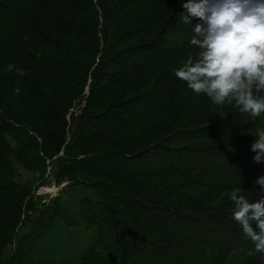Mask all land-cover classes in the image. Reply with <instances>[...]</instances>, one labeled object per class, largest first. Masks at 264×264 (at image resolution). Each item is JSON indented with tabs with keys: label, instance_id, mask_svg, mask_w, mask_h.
<instances>
[{
	"label": "trees",
	"instance_id": "trees-1",
	"mask_svg": "<svg viewBox=\"0 0 264 264\" xmlns=\"http://www.w3.org/2000/svg\"><path fill=\"white\" fill-rule=\"evenodd\" d=\"M166 4L0 0V264H264L231 200L264 199V114L175 76L198 49Z\"/></svg>",
	"mask_w": 264,
	"mask_h": 264
},
{
	"label": "clouds",
	"instance_id": "clouds-1",
	"mask_svg": "<svg viewBox=\"0 0 264 264\" xmlns=\"http://www.w3.org/2000/svg\"><path fill=\"white\" fill-rule=\"evenodd\" d=\"M180 2L185 10L180 14L183 22L193 28L190 44L199 51L175 69V76L214 105L234 103L239 113L260 117L264 114V0ZM15 67L10 64L8 70ZM252 136L256 138L251 145L253 159L264 163V126H258ZM256 184L264 191V175ZM231 200L232 219L256 250L264 252V199L251 201L234 193Z\"/></svg>",
	"mask_w": 264,
	"mask_h": 264
},
{
	"label": "rangeland",
	"instance_id": "rangeland-1",
	"mask_svg": "<svg viewBox=\"0 0 264 264\" xmlns=\"http://www.w3.org/2000/svg\"><path fill=\"white\" fill-rule=\"evenodd\" d=\"M174 3V0H168V4H166V7H169L170 4ZM199 51V50H197ZM198 55V54H197ZM87 95L89 93V89L87 90ZM209 103H212L210 100ZM19 170L22 174V177L24 179L29 177V174L23 170L21 167H19ZM69 184L68 181L64 182L63 185L57 186L54 182L50 183V185L40 188L39 194L44 196V202L51 203L56 197H58L61 194V191L65 189V187Z\"/></svg>",
	"mask_w": 264,
	"mask_h": 264
}]
</instances>
